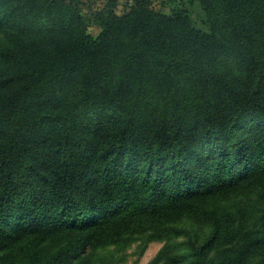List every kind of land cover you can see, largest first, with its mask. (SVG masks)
I'll use <instances>...</instances> for the list:
<instances>
[{
	"label": "trees",
	"instance_id": "trees-1",
	"mask_svg": "<svg viewBox=\"0 0 264 264\" xmlns=\"http://www.w3.org/2000/svg\"><path fill=\"white\" fill-rule=\"evenodd\" d=\"M198 1L209 31L132 0L73 38L58 11L78 22L82 0H0L15 18L0 39V264H69L127 234L168 237L185 216L215 229L177 263L247 264L264 248V0ZM89 117L104 125L93 136ZM252 188L250 241L210 205Z\"/></svg>",
	"mask_w": 264,
	"mask_h": 264
},
{
	"label": "rangeland",
	"instance_id": "rangeland-1",
	"mask_svg": "<svg viewBox=\"0 0 264 264\" xmlns=\"http://www.w3.org/2000/svg\"><path fill=\"white\" fill-rule=\"evenodd\" d=\"M153 6L164 14H172L179 9H186L190 12L195 26L204 31H209V19L203 5L198 0H152ZM80 5V21L72 22L69 11L61 6L58 11L59 22L66 24V36L77 38L83 26H87L88 33L98 36L102 26L97 17V13L105 10L123 15L131 9L132 0H82ZM15 20L12 15H4L0 11V39L14 38V33H9L11 28H7L8 24ZM19 29V27H17ZM37 32V31H33ZM63 39L65 34H59ZM52 37V36H49ZM48 38V37H46ZM235 57H230L223 63H234ZM231 70V69H230ZM234 71V70H233ZM231 71V72H233ZM102 121L109 122V112H100ZM83 132L88 136H93L97 131L104 128L103 123H95L92 117L81 120ZM259 188H252L238 194L231 195L214 201L210 206L214 208L220 220H228L229 226L241 227L243 236L248 240H252L257 229L259 228L262 216L263 201L260 197ZM176 228V232L171 233L168 237L151 239V232L127 234L124 239L119 242L99 247L95 250H89L82 253L78 258L72 259L69 264H189L177 263L176 256L187 254L191 251V240L203 242L215 229L212 220L199 219L192 216H185L180 221L172 224ZM224 243H219L215 249L209 252L212 258L220 259L219 253L225 249ZM91 255L90 262L85 259ZM264 260V248L254 247L247 264H260Z\"/></svg>",
	"mask_w": 264,
	"mask_h": 264
}]
</instances>
